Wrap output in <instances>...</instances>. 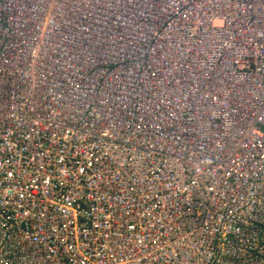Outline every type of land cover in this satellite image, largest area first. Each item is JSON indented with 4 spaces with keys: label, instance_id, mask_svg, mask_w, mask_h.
<instances>
[{
    "label": "built area",
    "instance_id": "obj_1",
    "mask_svg": "<svg viewBox=\"0 0 264 264\" xmlns=\"http://www.w3.org/2000/svg\"><path fill=\"white\" fill-rule=\"evenodd\" d=\"M133 1L3 0L0 264H264V0Z\"/></svg>",
    "mask_w": 264,
    "mask_h": 264
},
{
    "label": "bare ground",
    "instance_id": "obj_2",
    "mask_svg": "<svg viewBox=\"0 0 264 264\" xmlns=\"http://www.w3.org/2000/svg\"><path fill=\"white\" fill-rule=\"evenodd\" d=\"M127 3L128 4H131V5H133V6H135L137 9H139L141 12H143V13H148L150 10H153L154 9V7L153 8H151V9H147V6H144V5H142L141 3H139V4H141L142 5V8H139L138 6H136L134 3H135V1H133V0H127V2H123V1H119V0H114V8L119 12V13H125V11L126 10H128V7H127ZM137 3V2H136ZM129 16L130 17H132L131 16V14H129ZM103 25H105V24H103ZM47 28V26H44L43 27V29H46ZM103 29H104V26H102L101 28H100V32H99V35H98V38H99V41H100V38H101V34H102V31H103ZM46 31V30H45ZM44 31H38V30H34L33 31V35H32V38H31V40L33 41V42H35V38L38 36V33L39 34H41V33H43ZM115 43H116V40H115ZM39 52L37 53V57H39L40 59H43V60H46V58H48V55H47V51H45L44 49H42V48H39V50H38ZM96 53H97V50L96 49H94L92 52H91V55L93 56V58L96 56ZM53 63L54 64H56L57 66H62V65H65L64 63H62V62H60V61H55V60H53ZM262 71H264V69L262 70ZM152 162H153V166L154 167H156V168H160V169H162V168H164V165H163V163H161V159L159 158V159H155V160H152ZM161 171V170H160ZM162 172V171H161Z\"/></svg>",
    "mask_w": 264,
    "mask_h": 264
},
{
    "label": "rangeland",
    "instance_id": "obj_3",
    "mask_svg": "<svg viewBox=\"0 0 264 264\" xmlns=\"http://www.w3.org/2000/svg\"><path fill=\"white\" fill-rule=\"evenodd\" d=\"M3 5H4L3 0H0V6L5 10V7H4ZM130 10H135V8H134V7H131ZM57 18H59V15L57 16ZM59 19H60V18H59ZM60 20H62V19H60ZM2 21L6 23V26L3 28V30H5V31L9 30L10 27H9V25H8V23H7V19H6V18H3ZM64 37H66L65 39H66L67 41H69L71 35L68 34V33H66V34L64 35ZM62 50L65 51V48H63ZM62 50H60V51H62Z\"/></svg>",
    "mask_w": 264,
    "mask_h": 264
}]
</instances>
